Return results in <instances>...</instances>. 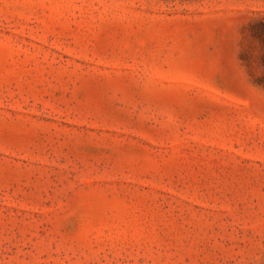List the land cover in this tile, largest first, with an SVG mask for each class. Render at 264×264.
<instances>
[{"label":"rangeland","instance_id":"1","mask_svg":"<svg viewBox=\"0 0 264 264\" xmlns=\"http://www.w3.org/2000/svg\"><path fill=\"white\" fill-rule=\"evenodd\" d=\"M264 0H0V264H264Z\"/></svg>","mask_w":264,"mask_h":264},{"label":"trees","instance_id":"2","mask_svg":"<svg viewBox=\"0 0 264 264\" xmlns=\"http://www.w3.org/2000/svg\"><path fill=\"white\" fill-rule=\"evenodd\" d=\"M253 33L261 39L264 47V19L262 21L257 22L253 27ZM264 59V57H263ZM264 63V60H263Z\"/></svg>","mask_w":264,"mask_h":264}]
</instances>
